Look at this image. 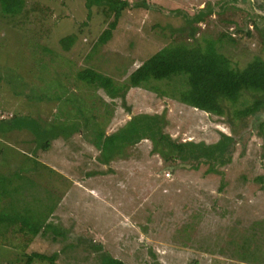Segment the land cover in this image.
<instances>
[{
  "label": "rangeland",
  "instance_id": "1",
  "mask_svg": "<svg viewBox=\"0 0 264 264\" xmlns=\"http://www.w3.org/2000/svg\"><path fill=\"white\" fill-rule=\"evenodd\" d=\"M23 1L17 14L0 7V120L34 119L62 133L50 138L47 151L28 130L0 133V215L36 223L52 213L49 221L67 234L30 241L33 236L21 237L20 226H12L0 237V264H24L15 263L21 253L58 254L55 264H100L102 253L125 264H253L258 248L264 264V141L251 119L219 118L181 104L174 99L178 80L110 98L78 77L91 69L123 86L149 57L184 39L173 33L185 24L174 12L195 15L220 0H145L149 8L124 10L105 41L114 19L105 7L89 11L87 0ZM237 1L226 23L215 14L196 38L204 46L205 39L232 34L237 42L223 52L244 68L264 59V0ZM155 115L178 141L214 144L220 133L233 136L237 144L224 177L206 166L168 168L150 140L109 165L99 162L92 135L125 131L134 116L143 124Z\"/></svg>",
  "mask_w": 264,
  "mask_h": 264
},
{
  "label": "trees",
  "instance_id": "2",
  "mask_svg": "<svg viewBox=\"0 0 264 264\" xmlns=\"http://www.w3.org/2000/svg\"><path fill=\"white\" fill-rule=\"evenodd\" d=\"M247 2V0H242V3ZM236 3H238L237 0H220L214 4L206 3L195 15H189L184 11L174 12L184 19L185 24L184 27L173 30V33L177 32L184 39L179 42L173 41L149 57L131 73L123 86L114 85L111 78L91 69L79 73L78 77L89 83L90 87L103 90L110 98L124 97L127 90L147 88L150 84L151 89L155 90L156 86H152L154 82L174 83L178 80L180 86L173 88L176 89L175 100L187 107L219 118L232 116L239 122L251 119L250 127H254V130L260 134L264 141V59L256 57L244 68H238L223 52L226 43L237 42L232 34L222 32L217 40L205 39L203 40L204 46L196 38L199 26L209 22V19L215 14L220 16L222 23H226L223 17ZM23 5V0H0L1 9L12 15L20 12ZM93 6L105 7L103 9L105 16L114 18L109 24L108 30L103 33L104 41L108 40L111 32L116 30L124 10L149 8L145 0L133 4L126 0H87L86 7L89 11ZM187 31L188 33L185 35ZM236 33L240 34L241 32L236 30ZM251 34L248 32L246 35L249 37ZM126 110L130 111V109ZM151 117L148 123L142 124L137 122L141 117L134 116L131 119L132 128L130 129L110 134L107 131H100L96 133L97 138L92 135L90 140L99 151V162L109 165L116 159L122 158L127 148H133L144 140H150L153 144V153L161 156L164 162L169 164L168 168H174L177 162L179 165H190L194 170L206 166L207 173L224 177L223 168L232 163L237 144L233 136L220 133V139L214 144L178 141L166 134L167 123L162 120L163 116ZM234 123L232 119L229 121V125L232 127H235ZM53 126L45 128L37 120L15 118L11 122L0 120V133L28 130L34 136L33 142L40 143L38 147L47 151L51 145L50 138L54 139L62 133L61 129ZM41 140L45 143H41ZM93 174L90 175L93 176ZM3 179L10 180L9 177ZM222 181H224L223 178ZM51 214H49L50 217L36 223L27 222L19 217L7 216L9 214L0 215V237H3L4 234H11V227L15 225L20 226L19 236H33L30 241L38 235L46 236L50 232L55 235L54 240H58V236L66 237L67 233H63L61 230L59 232L56 225L49 221ZM96 251L101 252V248L98 247ZM260 254L262 251L258 248L253 264H263L259 257ZM99 257L100 264H125L108 254L102 253ZM15 258H18L17 255ZM57 258L58 254L48 257L39 253H21L15 263L23 261L24 264H33L38 261L55 264Z\"/></svg>",
  "mask_w": 264,
  "mask_h": 264
}]
</instances>
